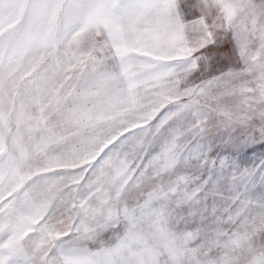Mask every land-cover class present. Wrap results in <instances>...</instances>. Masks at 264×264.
<instances>
[{"label":"snow or ice","instance_id":"snow-or-ice-1","mask_svg":"<svg viewBox=\"0 0 264 264\" xmlns=\"http://www.w3.org/2000/svg\"><path fill=\"white\" fill-rule=\"evenodd\" d=\"M0 264H264V0H0Z\"/></svg>","mask_w":264,"mask_h":264}]
</instances>
